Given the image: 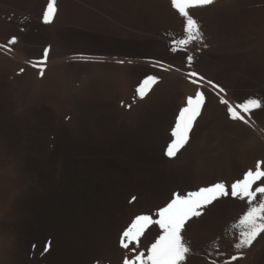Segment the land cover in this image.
Listing matches in <instances>:
<instances>
[{"label": "bare ground", "instance_id": "6f19581e", "mask_svg": "<svg viewBox=\"0 0 264 264\" xmlns=\"http://www.w3.org/2000/svg\"><path fill=\"white\" fill-rule=\"evenodd\" d=\"M22 26L20 35L30 44L41 29L57 46L77 51L67 50L63 58V117L29 89L26 73L36 68L25 67L10 82L9 72L0 68V174H5L0 180V264H119L125 250L120 237L136 216L158 218L157 211L177 193L186 195L215 183L230 189L258 161L264 162L259 136L264 110L255 111L245 125L229 120L225 107L196 126L175 158L164 155L174 112L183 102L180 96L193 84L165 72L147 43L123 42L116 52L85 30L41 28L30 20ZM164 48L169 51H162L165 55L185 66L188 55L193 61L202 58L190 49L174 53L171 46ZM218 58H213L212 77L226 63ZM121 61L131 83L125 97H118L121 84L115 83L113 73ZM248 68L232 95L235 103L263 99L259 74L255 67ZM148 75L159 80L139 99L135 89ZM247 207L246 201L228 196L214 201L204 215L238 237L232 225Z\"/></svg>", "mask_w": 264, "mask_h": 264}, {"label": "rangeland", "instance_id": "374dc122", "mask_svg": "<svg viewBox=\"0 0 264 264\" xmlns=\"http://www.w3.org/2000/svg\"><path fill=\"white\" fill-rule=\"evenodd\" d=\"M47 3L48 0H0V45H8V41L13 37L18 40L15 45H8L13 49L12 51L0 47V66H2L0 68L9 72L6 81H13L17 75H20V69L44 59V49L48 48L49 55L45 64L42 65L44 74L41 76L39 68L36 67L32 74L26 73L29 76L26 80L32 94L41 97L58 117H63L64 109L67 107L64 98L65 95L67 96V86L61 68L65 57L68 56L66 51L69 47L65 50L57 46V43L55 44V41L45 32L41 33V29L35 33L38 37L31 44L25 41L20 34L23 32L22 23L26 20L39 24L41 28L54 26L71 28L75 31L85 30L94 34L100 41L102 40L103 44L116 52L119 51V45L123 42L136 45L147 43L145 45L150 47V49L147 48L148 51H153L151 56L155 61L157 60L160 67L163 66L165 72L172 71V74L175 72L174 75L190 82L187 73L194 71L201 73L205 80L212 81L225 89L224 93L218 94V90L212 88L211 84L203 83L200 90L205 93L206 102L202 108V117L197 118L193 130L200 124L203 125L220 107H225L219 102L220 95L226 93L225 98L235 104L232 95L237 86L245 80L249 66L255 67L259 74L263 84L264 99V0H216L213 5L189 9V14L197 20L203 34V42L194 41L188 46V49L202 56L200 60L192 61L190 67L171 59L169 55L162 52L165 50L164 52L169 53L165 48L163 49L164 45L172 46L174 39L184 37L183 18L172 8L171 0H56V15L52 23L46 25L42 17ZM148 43L151 45L157 43L162 46H151ZM90 48L93 51L98 50L95 46ZM71 50L77 51V49H70L68 52ZM213 58L225 59L226 62L220 68L217 77L210 76L215 68ZM182 62L186 63L185 60ZM116 65L117 69L113 71L114 81L117 84H123L118 86L117 91L121 90V93L117 92L118 97H125L131 90L129 75L123 63ZM192 67H195V70ZM163 68L159 69L162 71ZM122 78L123 81L120 80ZM123 87H125L124 90ZM197 87L198 85L193 84L191 90L180 96L179 100L183 102H180L179 107L184 106L187 97L195 95ZM8 91L12 92L10 87ZM179 107L174 112V122ZM262 131L264 132L261 128L259 136H262L260 139L264 140ZM239 144L243 146L241 142ZM246 145L247 143L242 148L246 149L248 147ZM1 176L2 181L5 174ZM158 234V227L147 229L141 237L140 250L146 253ZM182 236L190 248L183 264H226L227 261H231V264H261L264 261V233L257 237L251 247L238 251L234 247L238 237L214 225L204 213L185 225ZM234 255L242 258L232 261L231 257ZM126 256L131 259L132 253L124 250L119 264H123Z\"/></svg>", "mask_w": 264, "mask_h": 264}, {"label": "snow or ice", "instance_id": "6c2138e0", "mask_svg": "<svg viewBox=\"0 0 264 264\" xmlns=\"http://www.w3.org/2000/svg\"><path fill=\"white\" fill-rule=\"evenodd\" d=\"M215 2L216 0H171L172 8L184 21V37L173 40L172 52H186L192 42H203L200 25L189 14V9L210 6ZM55 15L56 0H48L43 12V23L46 25L52 23ZM17 42V38L13 37L8 41V45H15ZM8 45H0V47L12 51L13 49ZM49 51L45 48L44 59L32 63V67L39 68L41 76L44 74L42 65L45 64ZM193 59V56H187L189 65ZM23 71L24 69H20L21 73ZM187 76L190 83L198 87L194 96L187 97L184 106L179 109L175 117V123L170 132L171 139L164 151V155L169 159L175 158L189 143L194 123L201 116L206 102L205 94L200 90L203 83L211 84L212 88L218 90V94L225 92V89L212 81L205 80L199 73L192 71L188 72ZM158 80L159 78L155 75L146 76L136 87L135 96L144 99ZM225 95L219 96V102L225 106L227 118L233 122L247 125L255 111L264 110V99L250 97L243 102L233 104L225 98ZM262 164L264 162L258 161L255 169L246 171L242 179L230 185V189L225 183H215L201 187L198 191L188 192L186 195L177 193L165 207L157 211L156 217L158 218H153L151 215L136 216L120 237V247L132 253V258L129 259L126 256L123 264H183L186 255L190 252L182 236L185 225L193 218L200 217L214 201L228 196L246 201L248 205L238 222L232 225L234 231L238 233V242L234 247L238 251L251 247L257 237L264 233V167ZM132 199L135 200L136 197L133 196ZM153 225L158 226L159 234L145 253L144 250H140L141 237ZM131 245L134 247H130ZM240 258L242 257L234 255L231 260L235 261ZM226 264H231V261H227Z\"/></svg>", "mask_w": 264, "mask_h": 264}]
</instances>
